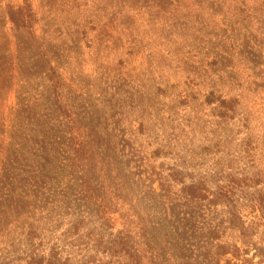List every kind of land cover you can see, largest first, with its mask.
<instances>
[{
    "label": "rangeland",
    "instance_id": "obj_1",
    "mask_svg": "<svg viewBox=\"0 0 264 264\" xmlns=\"http://www.w3.org/2000/svg\"><path fill=\"white\" fill-rule=\"evenodd\" d=\"M261 197L264 0H0V264H264Z\"/></svg>",
    "mask_w": 264,
    "mask_h": 264
},
{
    "label": "trees",
    "instance_id": "obj_2",
    "mask_svg": "<svg viewBox=\"0 0 264 264\" xmlns=\"http://www.w3.org/2000/svg\"><path fill=\"white\" fill-rule=\"evenodd\" d=\"M9 17L10 21L14 25V27L19 28V29H26V23L24 22L23 16H19V12H15L13 10H9ZM84 159V157H82ZM242 183L241 180H237V178H230L226 181V183L222 184L217 192H212L210 187L205 184V182H192L191 184H188L185 186L184 190L185 192L193 198H208L210 195H213V198H210L212 202L214 203H219V202H224L227 203V205L230 207V222L238 227L239 229L242 228V224L240 223L242 221L240 215L238 214L239 211L242 210V207H238V204L235 201V194H238V190L241 189ZM259 201L252 202V205L249 204V206L245 205L246 207H249L251 209V212L254 213V211L259 208L260 206H264V198H258ZM100 209H102L100 207ZM246 209V208H245ZM239 210V211H238ZM104 214V211H102ZM240 221V222H239ZM236 223V224H235ZM243 235H245V232L242 231ZM249 247V245H247ZM222 247V254H227L229 252L233 253V259H236L235 262L238 261L239 257L238 253L236 251H239L241 249V245H238L237 243L230 245V246H225L221 245ZM245 253L248 252L249 248H244L242 249ZM260 255H262L264 259V250L260 249L259 250ZM126 255H130L132 258H135L139 261L140 264H142V261L140 260V257L138 253H132L130 250H126L125 252ZM37 254L30 253L27 254L26 257L31 258L29 261V264H42L44 257L41 256V258L36 257ZM28 258V259H29ZM232 261V259H231ZM230 260L228 263L231 262ZM241 261V260H240ZM263 261V260H262ZM260 261L258 264H261ZM60 264H72L69 260H66Z\"/></svg>",
    "mask_w": 264,
    "mask_h": 264
}]
</instances>
